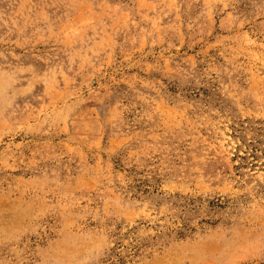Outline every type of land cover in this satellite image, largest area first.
<instances>
[{
    "label": "rangeland",
    "instance_id": "1",
    "mask_svg": "<svg viewBox=\"0 0 264 264\" xmlns=\"http://www.w3.org/2000/svg\"><path fill=\"white\" fill-rule=\"evenodd\" d=\"M0 264H264V0H0Z\"/></svg>",
    "mask_w": 264,
    "mask_h": 264
}]
</instances>
